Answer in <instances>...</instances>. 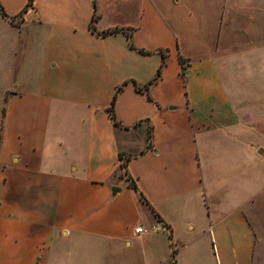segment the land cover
<instances>
[{
  "label": "crops",
  "instance_id": "0c3cea01",
  "mask_svg": "<svg viewBox=\"0 0 264 264\" xmlns=\"http://www.w3.org/2000/svg\"><path fill=\"white\" fill-rule=\"evenodd\" d=\"M93 2L120 31L92 0L6 20L0 264H264V85H234L264 77V0L210 1L201 45L154 0Z\"/></svg>",
  "mask_w": 264,
  "mask_h": 264
},
{
  "label": "rangeland",
  "instance_id": "374dc122",
  "mask_svg": "<svg viewBox=\"0 0 264 264\" xmlns=\"http://www.w3.org/2000/svg\"><path fill=\"white\" fill-rule=\"evenodd\" d=\"M25 1L26 0H0V7L6 16V19H5V18H2L0 15V39L14 35L13 32L9 29V26L7 25L9 21L7 22L6 20H8L9 17L12 18L14 11H16L17 9H21ZM210 1L212 0H203V4H204L203 5L202 0H187V7H185L186 5H185L184 0H154V3L156 5L158 4L162 9L163 16L160 18L161 25L162 24H169L171 26L174 24H176L177 26L181 24L186 25L187 26V44L189 43V41H193V39H195L194 43L195 44L200 43L201 45V38H200L201 33H202L201 30L202 28L205 27L203 24L207 22V24L209 25V28H211V25L215 26V22L217 21L214 18L215 13L213 14L210 9L211 8ZM208 7H209V11H208ZM19 13L17 15L18 19L20 18ZM230 21L231 20H229V22L227 21V24H226L227 26L228 25L231 26ZM12 22H13V19H11L10 23ZM217 23L218 21L216 22V24ZM25 30H27L26 32L31 33L29 29H25ZM228 36H229L228 38H231L230 30H229ZM3 48H4V45L0 43V56L4 53ZM16 54H19V57H20L22 54V50H19V53L16 51ZM14 61H15V65H17L18 55H16V58ZM227 79L228 77H226V80ZM237 80L238 81H236L234 85L238 89H240V91L243 90L246 84H248V86L250 87L255 86V88L259 87V85H262V86L264 85V77L259 75L258 73H255V75L253 74V76L248 79L245 78V76H241V77L239 76ZM241 96L242 98L245 97V95L243 94H241ZM3 104H4L3 98L2 96H0V110H1L0 111L1 112L0 128L2 125V117H3V112H4ZM149 223L155 224L152 217H150L148 221H142L138 226L141 227L143 231H145V229H147L145 228V226ZM130 227H133L132 223L130 224ZM174 249H175L174 254H177L178 256L176 255L175 258L172 260L171 252L168 251L167 256L169 257V259H167V262L165 261L162 264H173V263L174 264H185L184 259L186 260V264H187V253L185 252L180 253V251L177 252L176 248ZM169 260L170 262H168Z\"/></svg>",
  "mask_w": 264,
  "mask_h": 264
},
{
  "label": "trees",
  "instance_id": "16d2710c",
  "mask_svg": "<svg viewBox=\"0 0 264 264\" xmlns=\"http://www.w3.org/2000/svg\"><path fill=\"white\" fill-rule=\"evenodd\" d=\"M32 1L33 0H27V3L25 4L24 8L20 11L19 16H21L22 13L25 12L31 6ZM92 6H93V13L91 15L90 22H89V30L91 31V33H94L95 35L100 36V37H105V36H108V35H111L113 33H116L118 31H120V29H112V30H106V31H103V32H100V33H95L94 32V28H93V23H95V21H96V16L94 15V2H93V0H92ZM0 15H1L2 18L6 19V16H5L4 12L2 11L1 7H0ZM8 21L11 22V19H8ZM126 36L129 37L128 35H126ZM138 53L144 54V55L148 54L147 52L140 51V50L138 51ZM163 66H164V60H163V57H161V62L159 64V66H158V69H157L153 79L151 81H149L148 84L143 87V89H140V88H135V89L137 91H141V90L146 91L147 87L158 79L160 70H161V68ZM180 75L182 76V73ZM117 91H118V89L115 91V93ZM114 96H115V94L113 95V97H112V99L110 101V106L107 109V114H108L109 119L112 121L113 125H116L115 119H114V116H113V113H112V108H113V103H114ZM124 162H125V160H122V162L120 164V168L121 169L124 168ZM127 181H128L129 188H131L133 191L136 192L137 190H136V187H135L133 181L131 179H128ZM140 199H142V197H140ZM168 238H169V236H168Z\"/></svg>",
  "mask_w": 264,
  "mask_h": 264
},
{
  "label": "built area",
  "instance_id": "2783aa9c",
  "mask_svg": "<svg viewBox=\"0 0 264 264\" xmlns=\"http://www.w3.org/2000/svg\"><path fill=\"white\" fill-rule=\"evenodd\" d=\"M152 230H155V231H159V230H163V228L162 227H152ZM142 232V228H140L139 226H137V227H135L134 229H133V233L135 234V235H138V234H140Z\"/></svg>",
  "mask_w": 264,
  "mask_h": 264
},
{
  "label": "water",
  "instance_id": "95a60500",
  "mask_svg": "<svg viewBox=\"0 0 264 264\" xmlns=\"http://www.w3.org/2000/svg\"><path fill=\"white\" fill-rule=\"evenodd\" d=\"M114 191H117V190L113 189L112 192H114Z\"/></svg>",
  "mask_w": 264,
  "mask_h": 264
}]
</instances>
